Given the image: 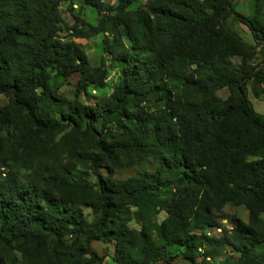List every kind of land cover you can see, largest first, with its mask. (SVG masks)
I'll list each match as a JSON object with an SVG mask.
<instances>
[{"label":"trees","instance_id":"16d2710c","mask_svg":"<svg viewBox=\"0 0 264 264\" xmlns=\"http://www.w3.org/2000/svg\"><path fill=\"white\" fill-rule=\"evenodd\" d=\"M61 1L0 0V96L26 125L0 114L12 133L0 137V264L11 251L19 264H101L92 242L114 243V264H264V118L245 97L248 82L264 83V0L251 17L230 0H152L145 10L82 0L99 20L72 15L64 38ZM232 15L260 46L259 65H247L249 47L224 28ZM99 34L119 80L86 105L81 97L104 88L106 70L75 40ZM236 56L237 67L228 60ZM73 74L70 100L57 87ZM64 130L78 145L68 156L36 149ZM148 160L153 171L115 178ZM227 203L244 206L248 221L223 215Z\"/></svg>","mask_w":264,"mask_h":264},{"label":"rangeland","instance_id":"374dc122","mask_svg":"<svg viewBox=\"0 0 264 264\" xmlns=\"http://www.w3.org/2000/svg\"><path fill=\"white\" fill-rule=\"evenodd\" d=\"M151 1L152 0H134L131 9L142 8L145 10ZM255 1L256 0H230L229 2L235 13H238L244 17H251L253 15ZM105 2L107 4H114L115 0H105ZM200 2L203 1L200 0ZM59 11L61 13L62 23L59 25L60 31L58 34L61 38L68 37V29L73 25L72 15H74V17H79L85 22L93 25L97 24L100 16L94 9L83 5L82 0H62L59 4ZM222 23L228 32L235 34L247 47H249V49L241 50L244 53L247 65H259L263 61V53L260 50V46L255 45L253 42L252 36L248 29L242 25L233 15L229 16L225 20H222ZM215 29H218V27H215ZM105 37V34H99L86 40H75V42L83 48L93 65L103 63L106 70L104 88L101 90H89L87 95H83L81 97L82 103L86 105L94 104L98 97L109 96L119 80L118 68L110 62L108 56L103 52V40ZM241 59V57L237 56L228 58L231 64L236 67L240 65ZM77 78L78 76L76 74H73L67 78H59L61 85L57 87V92L67 99H74V85ZM215 96L222 101L226 100L229 97L228 89L222 88L217 90L215 92ZM245 97L253 112L264 118V83H260L259 81L248 82L245 87ZM8 103L9 102L7 98L0 96V114L2 113L5 119L10 118L15 121L16 118L17 126L25 131L26 125L24 124L25 120L23 113H19L16 109L8 107ZM54 117L56 120H59L57 115H54ZM95 127L98 128V125ZM67 132L68 130H64L62 133L55 132L52 136H50V138L43 137L42 140L36 144V149H45L50 154L60 156V158L68 156L69 151L72 149V145H78L74 139L64 136V134ZM11 134L12 133L10 132L9 128L5 130L0 129L1 141L9 140L11 138ZM83 171L87 174L86 179L88 182L90 184H94V176H92L86 169ZM143 171H153V165L151 161H141L130 167H124L115 173V178L124 180L137 172ZM100 173L103 176L106 175L105 171L103 170L100 171ZM82 210L86 215L87 220L91 221L92 217L90 216V210L85 207H82ZM222 214L236 220L238 219L245 223L248 221L249 217V212L244 206L235 205L233 203H227L222 209ZM164 218V213L160 212L156 215L155 220L157 222H161L164 220ZM259 218L264 221V213H261ZM221 224L227 226V228L229 227L227 220H221ZM129 227L132 229H139L135 221L130 222ZM205 232L215 237L220 235V230L212 229L206 230ZM65 241L68 243V239H65ZM90 248L97 254V256L104 257L101 264H114V258L117 253L116 245L114 243L92 242ZM19 257L20 256L15 253V251H11L9 252V260H5V263L19 264ZM84 257L85 259H89V256Z\"/></svg>","mask_w":264,"mask_h":264}]
</instances>
